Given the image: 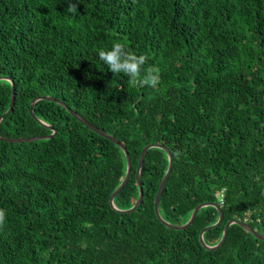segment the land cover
I'll list each match as a JSON object with an SVG mask.
<instances>
[{"label":"trees","instance_id":"obj_1","mask_svg":"<svg viewBox=\"0 0 264 264\" xmlns=\"http://www.w3.org/2000/svg\"><path fill=\"white\" fill-rule=\"evenodd\" d=\"M0 0V136L49 135L29 112L57 128L29 142L0 140V264H264V240L231 224L214 250L200 230L218 211L204 206L184 229L154 211L167 153L146 150L142 198L128 212L109 197L126 158L111 140L74 118L70 107L126 147L131 173L113 198L128 210L139 197L142 148L160 143L172 168L158 210L175 225L200 203L223 196L221 222L250 218L264 234V0ZM119 40L158 88L133 87L96 54ZM179 153V154H177ZM223 190V191H222Z\"/></svg>","mask_w":264,"mask_h":264},{"label":"water","instance_id":"obj_2","mask_svg":"<svg viewBox=\"0 0 264 264\" xmlns=\"http://www.w3.org/2000/svg\"><path fill=\"white\" fill-rule=\"evenodd\" d=\"M9 79L10 81H12L10 78H7V77H1L0 76V79ZM11 100H10V104H9V107L8 109L6 110V112H9L11 111L12 109V105H13V102H14V86L12 85L11 86ZM49 100V101H56L58 104H61L63 105L64 103L61 101V100H58L56 99L55 97L53 96H48V95H43V96H39V97H36L34 98L31 103H30V108H29V112H30V115L36 120V121H39L41 124L47 126L52 132L49 134V135H42V136H27V137H12V136H0V140H3V141H8V142H29V141H34V140H38V139H44V138H47V137H50L52 136L56 131H57V128L56 127H53L51 125H48L46 124L45 122L41 121L35 114H34V111H33V107H34V104L37 100ZM66 110L74 117L76 118L79 122L83 123L85 126H87L88 128H90L92 131L94 132H97L99 135L111 140L112 142H114L115 144H117L123 151L124 155H125V158H126V171H125V175H124V178L122 179V181L120 182V184H118V186L114 189V191L111 193L110 197H109V203L111 205L112 208L118 210V211H121V212H128L129 210L133 209L136 205H138L140 203V200L142 198V185H141V182H140V170H141V165H142V162H143V158H144V155H145V152L146 150H148L149 148L151 147H158V148H161L163 149L167 155H168V167H167V170L165 172V174L163 175L162 179L160 180L159 182V185H158V189H157V192L155 194V198H154V211H155V214L156 216L158 217V219L166 226L170 227V228H174V229H184L185 227H187L189 224H191L195 214L197 213V211L204 207V206H207V205H212L214 207H217V210L219 212V218L217 220V223L220 222L221 218H222V211L221 209L217 206L216 203L214 202H204V203H200V204H197L193 210L191 211V214L188 218V220L184 223V224H180V225H175V224H171L169 222H167L166 220H164L161 216H160V213H159V210H158V204H159V199H160V196H161V193H162V190H163V187L165 185V182L167 180V177L170 173V170L172 168V155L169 151V149L160 144V143H154V144H147L145 145L142 150H141V153H140V156H139V159H138V162H137V166H136V173H135V178H136V183L139 187V197L137 199V201L135 202L134 206L129 208L128 210H119L115 207L114 203H113V198L115 197V195L117 194V192L119 190H121V188L126 184L128 178H129V175L131 173V161H130V156H129V153L126 149V147L124 146L123 143H121L118 139H116L114 136H112L111 134H108L106 133L105 131L99 129L98 127H96L95 125H92L91 123H89L85 118H83L80 114H78V112H76L75 110H72L70 107H66ZM5 113L1 114L0 115V120L3 118ZM234 220H230L228 221L225 226H224V229H223V234L221 235L219 241L213 245H209L207 244L204 239H203V233L209 229V228H212L214 227V225L212 226H206L204 227L203 229L200 230L199 232V240L201 242V244L206 247L207 249L209 250H214L216 248H218L224 241L225 237H226V233H227V229H228V226L233 222ZM235 223L239 224L240 226L242 227H245L248 231H250L254 236L255 238H258V239H262L264 240V235L263 234H260L259 232L255 231L250 225H248L247 223H244L242 221H239V220H235L234 221Z\"/></svg>","mask_w":264,"mask_h":264},{"label":"clouds","instance_id":"obj_3","mask_svg":"<svg viewBox=\"0 0 264 264\" xmlns=\"http://www.w3.org/2000/svg\"><path fill=\"white\" fill-rule=\"evenodd\" d=\"M79 2H80V0H67V7L65 9V13L69 14V15L79 14L78 13ZM96 54L98 55L99 59L104 64H106L108 66L109 70H111L116 76H118L119 74L125 75L128 78V84L133 86V87L139 86V87H150V88L156 89V88H158V86L161 83V69L158 66H154V65H150V66L145 68L144 66L148 62V57L146 55H142V54L138 55L135 51L130 49L126 45V43H122L119 40H116L112 43L110 48H101L98 50V52ZM2 79H4V78H2ZM6 80L11 82V86L13 85L12 81H10L9 79H6ZM177 154H179V153H177ZM219 192H218V194H219ZM214 203H216L217 206L221 209V205L223 204V196L220 195L219 200H217ZM207 206H211V205H207ZM214 208L217 210V207H214ZM221 211H222V209H221ZM5 217H6L5 210L0 209V226L4 225ZM222 217H223V212H222ZM218 218H219V212H218V216H217V219L215 220V222L212 224H209L207 226H212V225L216 224ZM249 219L250 218H244V219L234 218V219H230V220H234V221L239 220V221H242V222L247 223L249 225V223H248ZM221 220H222V218H221ZM221 220H220V222H221ZM234 221L231 224L235 223ZM219 223L214 225V227H212V228H215ZM235 224H237V223H235ZM229 226H228V228H229ZM212 228H209V229H212ZM242 228H244L246 231H248L245 227H242ZM223 229H224V227H223ZM227 231H228V229H227ZM248 232L251 233L250 231H248ZM222 234H223V230H222ZM260 234H262V233H260ZM226 235H227V233H226Z\"/></svg>","mask_w":264,"mask_h":264},{"label":"rangeland","instance_id":"obj_4","mask_svg":"<svg viewBox=\"0 0 264 264\" xmlns=\"http://www.w3.org/2000/svg\"><path fill=\"white\" fill-rule=\"evenodd\" d=\"M215 198L217 199V200H219V198H220V195L217 193L216 195H215ZM184 224V223H183ZM255 230V229H254ZM255 231H257V230H255ZM258 232V231H257Z\"/></svg>","mask_w":264,"mask_h":264}]
</instances>
